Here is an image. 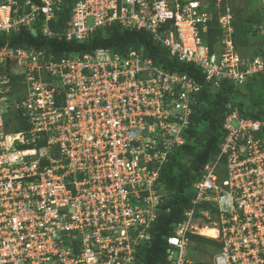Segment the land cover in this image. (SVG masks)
I'll list each match as a JSON object with an SVG mask.
<instances>
[{"label": "built area", "instance_id": "obj_1", "mask_svg": "<svg viewBox=\"0 0 264 264\" xmlns=\"http://www.w3.org/2000/svg\"><path fill=\"white\" fill-rule=\"evenodd\" d=\"M62 3L0 0V35L42 18L43 35L81 43L116 23L151 34L206 83L239 87L264 73V52L248 59L235 50L228 7L218 17L222 52L211 53L201 37L211 14L198 0H77L53 34ZM259 30L264 37V21ZM13 77L22 79L20 101L8 94ZM200 90L136 50L48 61L36 48L1 47L0 264H136L137 248L152 239L161 166L184 143ZM13 110L27 125L20 132L6 124ZM223 128L219 155L193 184L192 205L208 207L186 211L167 237L170 264H204L190 257V235L220 244L214 264H264V116L235 109Z\"/></svg>", "mask_w": 264, "mask_h": 264}, {"label": "trees", "instance_id": "obj_2", "mask_svg": "<svg viewBox=\"0 0 264 264\" xmlns=\"http://www.w3.org/2000/svg\"><path fill=\"white\" fill-rule=\"evenodd\" d=\"M76 1L62 0L57 22H51L48 26L53 34L63 31ZM208 2L211 20L207 25L208 31L201 33V37L211 53L218 49L222 52L224 34L218 24V17L220 12H225L228 3L227 0H222L221 7L217 9L214 6L215 0ZM228 8L233 15L231 26L235 50L244 58L261 55L264 52V37L260 34L259 26L264 21V11L252 9L249 0L242 6L231 4ZM42 28V18H39L33 26L34 32L22 29L8 37L0 35V48L5 44L15 48H36L42 52L43 59L48 61H59L73 54L82 55L98 49L120 55L136 50L164 71L186 74L201 85L200 92L194 95L190 127L184 133L185 142L173 149L160 169L155 188L161 199L157 218L149 229L152 239L137 248L136 264H170L167 259V237L185 219L186 211L195 207L197 213L200 208L208 207L207 203L199 208L192 205L195 198L192 186L201 178L203 167L219 155L220 145L226 136L223 124L227 116L235 109L244 119H261L264 116V73L248 78L245 85L239 87L229 81L213 85L205 82L199 67L179 62L170 56L168 50L145 31L124 29L115 23L98 29L88 41L80 43L75 40L67 41L63 37L45 36ZM21 80L11 78L7 84L8 94L15 95L18 101L21 99ZM19 114V111L13 110L6 119L7 125L14 123L11 128L13 132L26 129L27 125ZM189 237L198 251L213 253L220 250V244L212 239L192 235Z\"/></svg>", "mask_w": 264, "mask_h": 264}, {"label": "rangeland", "instance_id": "obj_3", "mask_svg": "<svg viewBox=\"0 0 264 264\" xmlns=\"http://www.w3.org/2000/svg\"><path fill=\"white\" fill-rule=\"evenodd\" d=\"M200 2L201 5L205 6V7H209V2L208 0H198ZM216 3H215V7L218 9L219 7H221V3H222V0L221 2L218 3V0H215ZM247 0H227V3H228V7L231 6V4H237L238 6H242L243 3H245ZM249 3H250V7L252 9H260V10H264V4L262 2V0H249ZM219 4V6H218ZM233 16V15H232ZM248 59L250 57H247ZM14 123L10 124V129L13 127ZM189 253L190 255L192 256V258H195L198 259V260H201L204 264H214V257H215V253L216 252H213L211 253L210 251L207 252H201V251H198V250H195L192 249V250H189Z\"/></svg>", "mask_w": 264, "mask_h": 264}, {"label": "bare ground", "instance_id": "obj_4", "mask_svg": "<svg viewBox=\"0 0 264 264\" xmlns=\"http://www.w3.org/2000/svg\"><path fill=\"white\" fill-rule=\"evenodd\" d=\"M243 84H240L239 86H242ZM18 136L17 135H14V136H12V137H8V139H12V138H14V139H16ZM205 235H207V236H213L214 235V232L213 231H211V230H209V229H204L203 231H202Z\"/></svg>", "mask_w": 264, "mask_h": 264}, {"label": "clouds", "instance_id": "obj_5", "mask_svg": "<svg viewBox=\"0 0 264 264\" xmlns=\"http://www.w3.org/2000/svg\"><path fill=\"white\" fill-rule=\"evenodd\" d=\"M31 31L34 32V29H31ZM5 45H6V44H5ZM9 46H10V45H9ZM10 47H11V46H10ZM13 78H16V77H13ZM244 85H245V84H244ZM13 96H14V95H13ZM24 122H25V121H24ZM25 123H26V122H25ZM9 126H10V125H9ZM9 128H10V127H9ZM11 130H12V129H11ZM21 131H22V130H21ZM19 132H20V131H19ZM184 142H185V140H184ZM182 145H183V144H182ZM180 146H181V145H180ZM215 159H216V158H215ZM215 159H214V160H215ZM214 160H213V161H214ZM213 161H210L209 163H211V162H213ZM209 163H207V164H209ZM207 164H206V165H207ZM203 168H204V167H203ZM202 170H203V169H202ZM201 173H202V172H201ZM201 176H202V174H201ZM199 180H200V179H199ZM197 181H198V180H197ZM197 181H196V182H197ZM192 187H193V186H192ZM158 206H159V205H158ZM157 209H158V207H157ZM156 213H157V212H156ZM156 218H157V217H156ZM155 220H156V219H155ZM154 222H155V221H154ZM154 222H153V223H154ZM153 223H152V224H153ZM190 236H191V235H190ZM192 236H193V235H192ZM200 237H202V236H200ZM189 238H190V237H189ZM204 238H207V237H204ZM208 239H210V238H208ZM192 243H193V242H192ZM193 245H194V244H193ZM190 248H191V247H190ZM191 250H192V248H191Z\"/></svg>", "mask_w": 264, "mask_h": 264}, {"label": "crops", "instance_id": "obj_6", "mask_svg": "<svg viewBox=\"0 0 264 264\" xmlns=\"http://www.w3.org/2000/svg\"><path fill=\"white\" fill-rule=\"evenodd\" d=\"M190 257H191V255H190Z\"/></svg>", "mask_w": 264, "mask_h": 264}]
</instances>
